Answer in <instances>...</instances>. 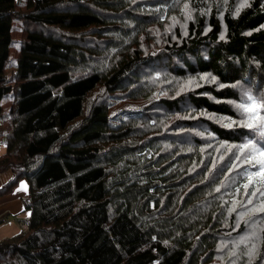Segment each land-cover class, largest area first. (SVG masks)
I'll return each mask as SVG.
<instances>
[{"label":"trees","instance_id":"obj_1","mask_svg":"<svg viewBox=\"0 0 264 264\" xmlns=\"http://www.w3.org/2000/svg\"><path fill=\"white\" fill-rule=\"evenodd\" d=\"M15 1L0 0V117L14 98L0 195L25 180L29 217L0 264H264V181L248 179L261 166L224 147L264 136L219 119H241L230 102L246 91L264 101V0ZM152 51L180 58L176 76L210 74L183 117L134 77ZM133 100L149 107L111 123Z\"/></svg>","mask_w":264,"mask_h":264},{"label":"rangeland","instance_id":"obj_2","mask_svg":"<svg viewBox=\"0 0 264 264\" xmlns=\"http://www.w3.org/2000/svg\"><path fill=\"white\" fill-rule=\"evenodd\" d=\"M24 6H25V0L15 1V7L17 10L19 9L22 10ZM153 25L156 24H151V26ZM20 29H21L20 22L14 19L12 22L13 42L10 47L11 52H10L9 64L6 68L7 79L10 80L8 82H12L13 80L12 73L14 72V70L12 66L15 61L14 58L16 52L18 51L20 45ZM151 31H158V28L152 27ZM173 39H178V37L173 36ZM102 42L104 43L105 46L109 45L107 41H105L104 39L101 40V43ZM144 50H152L150 43H146V45L144 46ZM156 54L157 53L152 51L150 55H148L147 57H143L142 60H145L146 63H144L139 70L134 71V77L137 76L136 79L140 83L150 85L152 82L151 79H153L158 84H160L165 90L167 96L166 98L170 100L174 99L177 101L178 110L182 111V117H183L185 115V111L187 107H184V105L182 104L181 97H186V101H187V97H188L187 93L189 92V90L194 89L188 87L186 85V82L189 79H191L194 81V83L191 86H195V85L199 86L201 83L208 81L209 78L207 77L206 79H198L201 76H178V75L176 76L173 70L176 67L179 68L182 66L181 61H179L180 58L178 60L171 55L170 57H168L165 54L164 55H156ZM184 56L185 59L190 62L189 57L186 54H184ZM93 100L95 99L93 98ZM13 102H14V98L11 95L5 96V98H3V100L1 101L3 107V113L2 116L0 117V141H2V143L0 144V153L2 152V150L3 151L5 150V143L7 141V138L11 135L12 132V121L8 118H9V109L11 107V103L13 104ZM131 102L132 103L129 106H120L119 103L116 104L115 108L117 109V111L114 115L111 116L110 122L117 123L125 117L137 115L142 111V109L149 107V106H144L145 102L143 101L133 100ZM26 217H29V214ZM24 227L25 226L22 222L19 229L21 230Z\"/></svg>","mask_w":264,"mask_h":264},{"label":"snow or ice","instance_id":"obj_3","mask_svg":"<svg viewBox=\"0 0 264 264\" xmlns=\"http://www.w3.org/2000/svg\"><path fill=\"white\" fill-rule=\"evenodd\" d=\"M246 4L242 3L240 8L245 7ZM239 8L237 9V14L239 13ZM183 13L187 20L192 19V9L190 6L185 3L183 8ZM175 22V21H174ZM223 39V36H221ZM210 74H205L201 76L200 79H206ZM214 81L215 77H211ZM194 83L193 80L189 79L186 82L188 87ZM223 87V85H221ZM230 103L234 104V107L237 109L241 119L239 121L232 120L230 117H221L220 120L223 121V126L227 128H232L234 125L239 124L242 128H248L250 130H254L260 132L262 136H264V101L258 100L251 91L244 92L242 99L239 103L231 101ZM209 118H215L214 116H209ZM219 122V121H218ZM197 135H203L202 133H196ZM225 148L235 147L238 151L248 157V159H257L260 164V172L254 173L248 177L249 182H252L253 178L259 176L262 181H264V144H261L259 141H253L250 137L242 144L229 146L225 143ZM203 150V149H202ZM219 151V149H218ZM223 159V156L220 157ZM240 159L239 156L236 157ZM247 187V185H245ZM219 190V189H217ZM245 238H242V240ZM251 254V253H250Z\"/></svg>","mask_w":264,"mask_h":264},{"label":"crops","instance_id":"obj_4","mask_svg":"<svg viewBox=\"0 0 264 264\" xmlns=\"http://www.w3.org/2000/svg\"><path fill=\"white\" fill-rule=\"evenodd\" d=\"M10 176L9 171L0 172V187L8 183ZM28 193L29 186L22 179L10 193L0 195V241L18 233L22 222L25 226L27 214L24 213L23 198Z\"/></svg>","mask_w":264,"mask_h":264}]
</instances>
